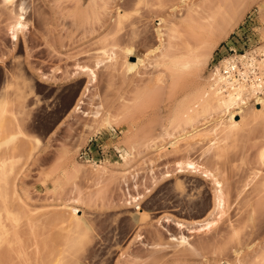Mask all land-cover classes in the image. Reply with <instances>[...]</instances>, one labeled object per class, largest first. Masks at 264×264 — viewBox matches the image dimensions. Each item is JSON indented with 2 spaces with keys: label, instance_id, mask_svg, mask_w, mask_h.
Returning <instances> with one entry per match:
<instances>
[{
  "label": "rangeland",
  "instance_id": "obj_1",
  "mask_svg": "<svg viewBox=\"0 0 264 264\" xmlns=\"http://www.w3.org/2000/svg\"><path fill=\"white\" fill-rule=\"evenodd\" d=\"M179 1L0 0V105L10 101L8 117L22 126L4 147L20 153L7 178L17 186L9 189L19 213L4 215L0 264H253L264 256V104L249 99L228 139L216 138L219 130L170 147L175 134L191 129L183 111L207 89L214 68L264 47V0H186L174 8ZM20 14L16 43L11 27ZM160 17L168 29L183 22L182 35L165 28L163 46L149 53L159 45ZM125 46L135 50L128 62L143 60L133 72L124 68ZM189 48L202 63L171 71L165 54ZM107 114L111 124L96 131ZM32 150L39 161H28Z\"/></svg>",
  "mask_w": 264,
  "mask_h": 264
},
{
  "label": "bare ground",
  "instance_id": "obj_2",
  "mask_svg": "<svg viewBox=\"0 0 264 264\" xmlns=\"http://www.w3.org/2000/svg\"><path fill=\"white\" fill-rule=\"evenodd\" d=\"M3 1L6 4H9V3H13L14 0H3ZM179 2L180 3L177 4L178 6L176 5V7H174V8H177V7L182 6V5L187 3L186 0H180ZM190 5L192 6V4H190ZM191 6H189V3H188V7L191 8ZM194 6H195V4H194ZM193 8H195V7H193ZM193 8L191 9V11L193 10ZM196 12H197V10H196ZM191 13H193V12H191ZM118 16H122V11L120 9L118 10ZM190 16L191 15H189V17ZM18 17H19V19L17 20V22H15V24L12 25L13 27H11L12 39L16 43L19 41L20 31L25 25L23 23V19H24L23 15L20 14V16L18 15ZM122 17H120V19ZM190 18L192 20V17H190ZM157 21L159 23L157 22L158 27H156L155 31L157 34V38L159 40V45L156 48H154L153 50H151L149 53H154L163 46L164 37H165L166 32H167V31H165V28L168 29V27H166L167 21L165 18L160 17V19ZM182 21L185 22V20H182ZM179 22H181V21H179ZM179 22H177V23H179ZM188 22H189V20L188 21L186 20V23H188ZM174 23L175 24H173L171 27L169 26L168 31L172 32L171 34L173 35L174 38L175 37L176 38L181 37L182 32L180 31V27L182 25H185V24H183V22H181L182 25L176 24V22H174ZM262 32H264V31H262ZM263 38H264V34H263ZM188 46H187V48H188ZM191 48L187 49L188 51L185 50L186 51L185 53L180 52L179 54H177V52H176L175 54H172V55L170 53L165 54V56L167 57V60H168V64H169L167 67L170 66L172 68V69L170 68L171 71L175 70L176 72H184L186 69H188L194 63L197 64V63L203 61L204 59L201 60V58H200L201 61H199V57H200L199 54L196 52V50L193 51ZM259 48L260 49L256 48V50L253 49V51L247 50L246 52H243V53H238V54H234L231 56H227L221 61L219 66H216L214 68V70L211 72V74L209 76L208 83H206L208 85V87L206 86L205 88H207V89H205V91L199 95L197 100L194 99V100H196L195 103L193 102L194 104H192V101H191V103H189L190 105L192 104L193 106H190V105H187L188 107L186 106L187 109L185 110V112L183 111L185 118L182 116L183 114H181L182 117L180 116L181 118H184V120L186 119L185 120L186 125L188 124L189 126H191V129L190 130L185 129L187 131L184 130L183 133H181L182 132L181 131L180 134L177 133V135L173 134L174 136L172 135L173 138L170 141V147H174V148L177 147L181 141H184V142H186V141L189 142V140L190 141L191 140L192 141H194V140L205 141L204 139H206L208 135L210 136L209 133L215 132L218 134L219 130L222 132V134L220 132V135L217 137V135L214 133L216 138H219L220 136H224L225 139H228V138H230L229 135L232 136V133H233V136H234L235 132H237L236 130H238L240 128L239 126H241L240 125L241 121H238L236 119V117H237L238 113L248 104L249 99L252 98L257 103L260 102V103L264 104V47L260 46ZM123 51H124L123 54H125L124 60L126 57V63L124 62L125 63L124 64L125 71L127 73L135 71L137 69V67L143 62V60L141 58H139V59H137V62H128L127 61V59H129L135 53L133 46H125V48H123ZM194 53H196V54H194ZM258 54L259 55L262 54V57L259 58V56H257ZM195 55L196 56L198 55L199 57H196ZM207 56L209 57V55H207ZM80 69H82L81 71H83V72L85 71L84 73H86V71H87V74L90 73L92 75V77L90 74H89V76L91 78L95 79L96 73L93 69H89L86 67H80ZM58 72H61V71H58ZM85 94H86V91H85V93H83L82 97H80L78 99V102L74 108L75 111L79 110L81 108V105L84 103L83 102V96H85ZM8 104H10V101L9 102L4 101L0 105V149H1L0 151H2V152H0V243L2 242L3 234L8 233V230L3 223L4 215L6 218H9V219L13 218L15 220L18 216V213H19V212L17 213V211H14L13 208H15L14 207L15 205H14V203H12V201H14V200H11L10 193L12 194V192L14 190L12 191V189H9V186L11 187L12 185H15V183H13L11 185V183L7 180V178L9 177L8 176L9 175L8 167H9V165H11L9 163H10V161H11V163H12V161H13V163L15 162L13 159V156H15L16 153L18 154L19 152L17 151L15 153L16 148H14L15 146H13V145H11V147H10L12 149L8 148L5 150L4 147H9V145L13 141L15 142L18 135L22 133V129H21L22 126H20V124H18L19 122H17V121L15 122L13 120L12 116H11L12 119L10 117H8V115L11 113V111L8 110ZM9 111H10V113H9ZM211 111L212 112L214 111V113L217 114V115L215 114L216 117L213 115V113H211ZM207 114L210 116L207 117ZM10 115H13V114L11 113ZM199 115L202 117L205 116V118H202V120L203 119L204 120H203L202 124H200V125H198L197 123L195 124V120L198 119L197 116H199ZM111 121H112L111 116L109 114L105 115L99 122V125H98L99 128H95V130L97 131V130H100L102 127L109 126L111 124ZM14 130H16V133ZM17 133H18V135H17ZM226 135H228L227 136L228 138L226 137ZM224 137H222V138H224ZM127 141H129V139L126 140V142ZM195 142H200V141H195ZM126 144H130V143L127 142ZM3 148H4V151H3ZM13 148L15 149V151L11 152L12 154L14 153L11 157V153L9 151L13 150ZM164 148H166V146L161 145L160 147H158V150L160 151V150H163ZM216 148L218 149V147H216ZM216 148H215V150L217 151ZM219 149H221V148L219 147ZM221 150H223L221 152H223L225 154V150L224 149H221ZM219 151H218V154L217 153H214V154L221 156L222 153L219 154ZM30 153H29V151L25 153L26 155L27 154L30 155V156H28L29 160L28 159H26V160L30 161V160L34 159L36 162L39 161V159L37 160L36 157L30 159L31 157H34V155L36 154L35 151L32 150V152H30ZM25 154L24 155L21 154V155L25 156ZM260 155L261 156H259V159L262 158V160H264V150L261 151ZM219 157L216 156V159H220ZM124 158H125V156H124ZM20 160H21V157H20ZM20 160L18 158L17 162ZM90 166H91V168L93 166L95 171H99V172L104 167V166L93 165V164ZM60 167H59V169L62 168V167L61 168ZM76 167H77V165L74 166L75 170H77V169L79 170V167H77V168ZM105 168L106 167H104L103 170ZM55 169H56V167H55ZM55 169H54V171H55ZM56 170H58V168ZM99 172H96V173H99ZM203 174H204V172H203ZM204 176L209 178L210 174L208 172H206L204 174ZM216 182H217L218 187H219L218 188L219 192L217 194V202H216L217 207L215 206V208L216 209L218 208L217 210H220L219 211L220 214L223 215L225 212L224 210H225L226 200L223 197L222 183L220 181H216ZM257 184H255V185L257 186ZM261 184H262V182L260 183V185ZM263 184H264V182H263ZM260 185H259V188H260L259 190L262 189V187ZM12 187H13V189H15L17 186H12ZM263 187H264V185H263ZM257 188H258V186L256 187V189ZM263 190H261V192H260L261 194H262ZM22 191H23V189H22ZM252 191L253 192L255 191V193L259 192V191L256 192V190H252ZM13 194L16 195V196L14 195L13 197H17L16 190H15V192H13ZM24 194H26V193H24ZM9 195H10V197H9ZM26 196H27V194H26ZM14 199H16V201H19V202L21 201V203H23L25 201V200L22 201V199L19 197L14 198ZM136 200H135V202H136ZM138 202H137V205L135 204L137 207L139 206ZM12 204L14 206H12ZM23 204H20V206H22ZM25 204H26V201H25ZM24 207L26 208L25 205L22 206V208H24ZM257 207H258V210L260 212L264 211L263 209H262L263 211L260 210L261 207H259V206H257ZM139 210H141L140 207H139ZM253 211L256 213L259 212V211H257V208L254 209ZM78 213H79V209L77 206L70 207V213L69 214H71L70 217L72 218V220L77 219ZM256 215L257 214H255V216ZM140 216H141L140 220L144 218V214L141 212H140ZM75 221L77 222V220H75ZM177 225H179L180 227L184 226L180 222L177 223ZM206 225L211 226V223L208 222ZM232 225H234V224H232ZM231 227H233V226H231ZM232 229H234V231H233L234 236H236L235 232H237V234H239V232H238L239 229H236V231H235V227ZM181 238H183V237H181ZM181 241H182L181 243H183V244L185 242L187 243V238L185 237ZM247 247H249V245H247ZM263 257L261 256V258L258 261L261 262ZM242 261L243 260H241V258L238 259V264H242ZM259 262L257 263V260H256V262H254L253 264H256V263L259 264ZM263 263H264V260H262L261 264H263ZM53 264H60V260L56 261Z\"/></svg>",
  "mask_w": 264,
  "mask_h": 264
}]
</instances>
